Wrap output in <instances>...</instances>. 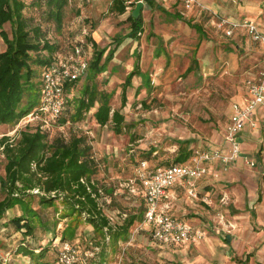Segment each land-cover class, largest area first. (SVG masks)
Wrapping results in <instances>:
<instances>
[{
    "label": "rangeland",
    "instance_id": "obj_1",
    "mask_svg": "<svg viewBox=\"0 0 264 264\" xmlns=\"http://www.w3.org/2000/svg\"><path fill=\"white\" fill-rule=\"evenodd\" d=\"M25 2L24 13L41 24L45 38L58 48L56 56L70 53L80 39L86 41L83 57L89 64L93 60L94 42L100 49H106L102 62L109 50L114 49L113 58L107 63V69L97 76L96 84L110 97L111 115L117 110L124 121L121 132H116L113 122L100 125L95 117L97 101L82 119L70 120L68 108L70 113L74 112L75 105L83 97L84 77L66 93L68 98L62 118L46 123L41 113L28 115L15 126L0 124V137L8 135L15 139L17 131L30 122L42 123L50 138L84 135L98 165L94 178L98 182L104 212L112 218L110 229L117 231L121 239L114 242L111 234L105 240L84 217L75 214L77 211L71 214L73 218H66L64 215L69 207L63 199L57 200L53 207L43 210L48 224L58 221L56 230L37 228L28 236L20 231L17 236L9 237L12 245L0 249L2 264H32L30 256L17 253L24 237L25 244L37 254L45 251L44 261L58 264L60 238L64 233L71 241L81 236L82 247L77 240L73 242L95 264L264 263V212L249 206L264 200V162L261 161L264 123L252 120L250 126L258 130L256 138L262 128L263 139H258L257 144H244V147L240 141L241 152L236 159L223 161L216 156L205 160L203 156L204 151L215 150L224 156L232 154L227 140L231 105L243 101L246 80H264L261 44L255 42L243 26L235 27L233 33L227 35L217 21L222 17L231 22L249 20L258 25L261 11L258 19H254L252 16L256 14L246 11L247 8L241 11L239 8L246 6L242 4L246 0H196L189 9L183 0H153V3L146 0L140 14L142 28L133 36V20L129 18L133 10L118 14L112 9L111 0H100L93 5H82L77 0L69 2L64 7L61 27L46 14L48 7L44 5L40 9L31 4L32 0ZM262 6L264 8V4ZM4 29L11 36L10 22ZM5 48L0 35V52ZM46 52L43 50V54ZM136 62L140 73L135 74L128 85L127 76ZM63 118L67 121L63 122ZM179 142L192 150L190 158L182 164L205 166L206 174L194 181L196 196L190 194L185 185L177 184L170 188L169 197L162 206H169L168 211L172 212L171 193H174L173 188H178L179 196L174 207L172 205L177 215L171 214L204 235L197 241L162 244L152 238L147 225L139 226L140 222H135L126 230L124 224L128 217L143 219L141 210L145 200L140 193V174L174 164ZM242 147L246 151L243 155ZM238 159L242 160L241 164L236 169L231 168ZM247 160L254 164H248ZM144 163L148 170L143 167ZM4 169L1 156L0 175L5 174ZM233 169L240 179L243 175L249 179L246 183L242 177L239 188L248 192L254 182L261 184L258 192L254 187L258 198L248 197L243 189L241 200L224 192L221 195L219 184H233ZM213 180L218 193L212 197L216 198L202 201L199 189ZM90 253L93 255H87Z\"/></svg>",
    "mask_w": 264,
    "mask_h": 264
},
{
    "label": "trees",
    "instance_id": "obj_2",
    "mask_svg": "<svg viewBox=\"0 0 264 264\" xmlns=\"http://www.w3.org/2000/svg\"><path fill=\"white\" fill-rule=\"evenodd\" d=\"M31 4L40 9L44 5L48 7L46 14L61 27L64 7L69 4V0H32ZM111 4L118 14L126 12L123 0H114ZM26 7L25 0H0V35L6 44V48L0 52V124L15 126L22 118L36 111L42 89V70L56 58L57 46L45 38L41 24L35 23L33 16L24 13ZM129 18L133 20L132 35L135 36L142 28L141 15L135 18L130 14ZM7 22L12 26L11 36L4 29ZM198 29L201 30L200 27ZM43 50H46L47 54H43ZM105 51V48L100 49L94 42L93 60L86 73L77 80L66 82L67 93L82 78H86L82 86L83 97L78 100L74 112L70 113L68 108V113L70 120H80L97 101V122L102 126L113 122L116 132H121L124 116L117 110L111 115L110 97L106 92L100 91L96 84L97 76L107 69V63L115 52L114 49L109 50L105 61L102 62ZM137 73H140L138 62L128 74L126 84H131L132 77ZM62 121L66 122L67 118ZM41 126L42 123L30 122L17 131L15 139L8 135L0 137V159L3 156L5 168V174L0 175V222L9 209L20 205L22 214L12 217L7 221V225L23 231L25 236L34 234L37 228L55 231L58 221L55 220L52 225L48 224V216H45L43 210L53 207L57 200L63 199L69 207L64 216L73 218L71 214L77 211L75 214L84 217L95 232L104 235L105 240L107 227L108 234L113 235V241L118 242L121 239L117 237L118 232L111 231L110 220L104 208H101L97 198L93 197L98 184L94 178L98 165L86 137L81 134L73 135L69 139L63 136L50 138L47 130ZM179 144L175 163L187 161L192 153L184 142ZM34 188L41 192L33 193ZM36 198L37 202H34ZM143 206L145 207L144 204ZM144 211L145 208H142L141 214ZM140 219L134 216L126 218L124 228L128 230L135 222H140ZM62 239L69 240L66 233L62 235ZM17 253L30 256L32 264H49L43 260L45 251L41 250L37 254L35 249L25 244V237L20 242Z\"/></svg>",
    "mask_w": 264,
    "mask_h": 264
},
{
    "label": "built area",
    "instance_id": "obj_3",
    "mask_svg": "<svg viewBox=\"0 0 264 264\" xmlns=\"http://www.w3.org/2000/svg\"><path fill=\"white\" fill-rule=\"evenodd\" d=\"M75 0H69L72 2ZM84 5H93L100 0H77ZM114 0H111V3ZM196 0H183L187 9L192 8ZM127 12H131L139 2L146 0H123ZM217 24L223 28L227 35H231L235 27L243 26L247 34L264 48V32L261 31L253 21L231 22L228 19L219 17ZM86 41L80 39L75 42L71 52L66 55H58L49 65L42 70V89L40 103L36 111L28 114L37 116L41 113L45 116L44 121H57L65 110L68 96L66 95V82L77 80L84 75L89 67V62L84 59ZM246 95L243 101L231 105V115L228 124L227 140L232 148V154L224 156L218 150L204 151L205 160L216 156L223 161L236 159L240 150L241 132L247 122H252V115L258 106H264V80L249 78L245 81ZM27 115V116H28ZM48 117V118H46ZM42 129L46 130V128ZM227 157V158H226ZM248 164H254L247 160ZM145 170L148 167L144 163ZM206 174V167L202 165H188L174 163L165 167H159L140 174L141 188L145 200V211L140 225H147V229L153 239L162 244H181L183 242L197 241L203 237L204 233L197 230L185 220L172 215L168 210L169 206H162L165 199L169 197L170 188L185 185L188 192L196 196L195 180ZM33 193H40L38 188L32 190ZM97 198L100 207L104 208L99 189L93 193ZM127 217V214H124ZM110 225L112 218L109 217ZM108 228L105 227L106 238L109 239ZM93 255V253L87 254ZM58 264H95L88 256H84L71 240L60 238V249L58 251Z\"/></svg>",
    "mask_w": 264,
    "mask_h": 264
},
{
    "label": "crops",
    "instance_id": "obj_4",
    "mask_svg": "<svg viewBox=\"0 0 264 264\" xmlns=\"http://www.w3.org/2000/svg\"><path fill=\"white\" fill-rule=\"evenodd\" d=\"M153 1V0H152ZM227 1V0H226ZM153 3V2H152ZM242 4H246V6H241L239 9L241 10V11H243V10H246V8H247V10L246 11H249V10H251L252 12H254L256 15L255 16H252V17H254V19L256 18V19H258V12L259 11H261L260 13H262V17L260 18V19H258L259 20V24H258V27H259V29L261 30V31H263L264 32V12H262L263 11V4H264V0H246V2H243ZM231 19V18H230ZM242 98V97H241ZM238 102H241V101H238ZM230 117V116H229ZM252 120L254 121V120H257V122L260 124H262V122L264 123V107L263 106H258L256 109H255V111H254V113H253V115H252ZM258 123H257V125H258ZM260 126V125H259ZM261 127V126H260ZM263 129L261 128L260 129V134H259V138L258 139H263V131H262ZM258 130H255V129H252V127L250 126V122H247L246 124H245V127H244V129L242 130V132H241V137H240V139H241V141H242V146L244 147L245 145H249V144H251V143H253V144H257L258 142H260V140H258L257 138H256V136H258ZM262 141H264V139L262 140ZM256 142V143H255ZM245 144V145H244ZM243 147H242V155L246 152L244 149H243ZM242 160H240V159H238L237 161H235L234 163H233V165L231 166V168L232 167H234V169H236L237 168V165L238 164H241L240 162H241ZM261 161L262 162H264V149L262 150V152H261ZM234 169H233V176H234V178H233V180L232 181H234L233 182V184L231 185V186H229L228 184H219V187H220V189H221V195H222V193L224 192V193H227L229 196H231V197H234V196H236V197H238L239 198V200H241L242 199V196H241V192H242V189L244 190V193H246L247 192V190H245L244 188H239V186H240V183H239V181L240 180H242V177H244L245 178V181H246V183H249V179L248 178H246V176H242L241 177V179L239 178V176H237V173H235V171H234ZM262 170L264 171V167H262ZM238 177V178H237ZM254 179V178H253ZM260 178H259V176H258V180H259ZM253 184V183H252ZM252 184H250V185H252ZM253 186V188L252 189H249L248 190V192H247V196L248 197H255V198H258V196H257V192L259 191V187H261V184H258V183H256V182H254V184L252 185ZM217 187V184L216 183H214V180H213V182H209V183H207V184H205V186H203V189L202 190H200L199 189V194H200V196H201V200L202 201H207L208 199H215L216 197H212L213 195H214V193H218V192H216V188ZM254 187H255V189H256V191H255V189H254ZM226 188H228L227 190H226ZM173 191H174V193H171V202L173 203L172 205H173V207H174V205L176 204V201H177V197L179 196L178 195V192L180 191L178 188H173ZM139 196V195H138ZM221 197V196H220ZM260 197V196H259ZM260 200V199H259ZM202 201H201V203H202ZM217 201V200H216ZM143 203H144V201H143ZM252 203V202H251ZM172 205H171V207H170V211H172L171 213H173V214H175V215H177L176 213H174L173 212V208H172ZM249 206L252 208H255L257 211L259 210V211H263L264 212V200H262V201H260L259 203H258V205H254V206H252L251 204H249ZM143 208H144V206H143ZM144 213V212H143ZM20 214H22V208H21V206L20 205H16V207H14V208H11V209H9L8 211H7V214H6V216L1 220V222H0V239H1V241H0V249H6L7 247L9 248V246H11L12 245V243H11V240L9 241V237H13V236H17L18 235V233H20V231L21 230H16L15 228H14V226H12V225H7V221H9L12 217H14V216H16V215H20ZM66 218H67V216H66ZM92 226V225H91ZM93 227V226H92ZM91 227V228H92ZM226 239L229 241V239H230V236H228V237H226ZM73 240H77V242L79 243V246L80 247H82L81 245V241L80 240H82L81 239V236H75V237H73L72 238V241ZM190 244H192V243H190ZM242 262H244V261H242ZM0 264H2V261H1V259H0Z\"/></svg>",
    "mask_w": 264,
    "mask_h": 264
},
{
    "label": "water",
    "instance_id": "obj_5",
    "mask_svg": "<svg viewBox=\"0 0 264 264\" xmlns=\"http://www.w3.org/2000/svg\"><path fill=\"white\" fill-rule=\"evenodd\" d=\"M143 6H144L143 2L137 3L136 7L132 11V16L135 17V18H139L140 14H141V11L143 9Z\"/></svg>",
    "mask_w": 264,
    "mask_h": 264
}]
</instances>
